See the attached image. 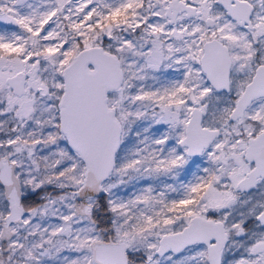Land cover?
Masks as SVG:
<instances>
[{
  "label": "snow or ice",
  "instance_id": "6c2138e0",
  "mask_svg": "<svg viewBox=\"0 0 264 264\" xmlns=\"http://www.w3.org/2000/svg\"><path fill=\"white\" fill-rule=\"evenodd\" d=\"M0 264H264V0H0Z\"/></svg>",
  "mask_w": 264,
  "mask_h": 264
},
{
  "label": "rangeland",
  "instance_id": "374dc122",
  "mask_svg": "<svg viewBox=\"0 0 264 264\" xmlns=\"http://www.w3.org/2000/svg\"><path fill=\"white\" fill-rule=\"evenodd\" d=\"M53 222H55V221H53Z\"/></svg>",
  "mask_w": 264,
  "mask_h": 264
}]
</instances>
